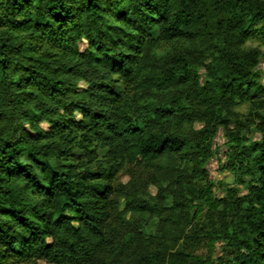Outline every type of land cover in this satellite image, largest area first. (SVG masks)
Here are the masks:
<instances>
[{"label":"trees","instance_id":"trees-1","mask_svg":"<svg viewBox=\"0 0 264 264\" xmlns=\"http://www.w3.org/2000/svg\"><path fill=\"white\" fill-rule=\"evenodd\" d=\"M253 38L264 0H0V264H264Z\"/></svg>","mask_w":264,"mask_h":264},{"label":"rangeland","instance_id":"rangeland-1","mask_svg":"<svg viewBox=\"0 0 264 264\" xmlns=\"http://www.w3.org/2000/svg\"><path fill=\"white\" fill-rule=\"evenodd\" d=\"M246 45L248 47L257 48L260 52V61L258 64V68L260 70V81L264 85V39L253 38L247 41ZM202 71L203 69H200L201 75H202ZM234 110L238 113V115L242 119H246L248 117L249 112H248L247 104L245 103L238 104L234 107ZM255 120L257 121V119ZM201 126L202 124L195 123L193 125V128L198 129ZM254 126L255 124L253 123V126L251 127L250 131L245 133L248 137L252 139H255L257 137V131ZM224 132H225V129L223 127H220L218 129L216 136L212 143L213 155L211 156V158L207 161L205 165L207 169L208 178L214 184V186L212 187V191L215 197H222L224 195L226 187H237L239 189V194H244L246 192L245 188L241 184L236 183L230 171H228L227 169L223 167ZM119 180L122 183H126L130 180V176L128 175V173L122 172L119 175ZM147 190L152 195H155L157 192V188L155 185H149ZM200 221L201 223L205 221L203 218V215L201 216ZM220 248H221V245L219 243H216L214 256L219 255L221 253ZM199 252H205V249L203 248ZM26 264H52V263H49L43 259H40V260H36V261L26 263Z\"/></svg>","mask_w":264,"mask_h":264}]
</instances>
